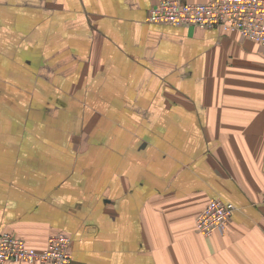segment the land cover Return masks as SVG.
Returning <instances> with one entry per match:
<instances>
[{
    "label": "crops",
    "instance_id": "crops-1",
    "mask_svg": "<svg viewBox=\"0 0 264 264\" xmlns=\"http://www.w3.org/2000/svg\"><path fill=\"white\" fill-rule=\"evenodd\" d=\"M163 1L0 0V233H65L73 264H264V48L149 23Z\"/></svg>",
    "mask_w": 264,
    "mask_h": 264
},
{
    "label": "built area",
    "instance_id": "built-area-1",
    "mask_svg": "<svg viewBox=\"0 0 264 264\" xmlns=\"http://www.w3.org/2000/svg\"><path fill=\"white\" fill-rule=\"evenodd\" d=\"M148 22L236 33L264 48V0H208L199 4H190L185 0H164L150 9ZM235 210L232 203L220 197L210 200L196 219V232L204 237L224 233ZM72 243L69 235L57 233L48 239L44 251H37L23 239L3 232L0 233V264H73Z\"/></svg>",
    "mask_w": 264,
    "mask_h": 264
}]
</instances>
